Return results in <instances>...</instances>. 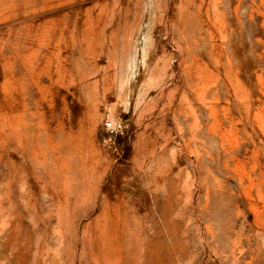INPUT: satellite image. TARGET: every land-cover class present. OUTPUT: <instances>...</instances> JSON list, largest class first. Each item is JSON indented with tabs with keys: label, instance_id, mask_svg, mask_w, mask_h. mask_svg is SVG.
Listing matches in <instances>:
<instances>
[{
	"label": "rangeland",
	"instance_id": "rangeland-1",
	"mask_svg": "<svg viewBox=\"0 0 264 264\" xmlns=\"http://www.w3.org/2000/svg\"><path fill=\"white\" fill-rule=\"evenodd\" d=\"M0 264H264V0H0Z\"/></svg>",
	"mask_w": 264,
	"mask_h": 264
},
{
	"label": "built area",
	"instance_id": "built-area-1",
	"mask_svg": "<svg viewBox=\"0 0 264 264\" xmlns=\"http://www.w3.org/2000/svg\"><path fill=\"white\" fill-rule=\"evenodd\" d=\"M107 129H108V131H110L111 133L114 132L113 129H112V124H111V123H108V124H107Z\"/></svg>",
	"mask_w": 264,
	"mask_h": 264
},
{
	"label": "bare ground",
	"instance_id": "bare-ground-1",
	"mask_svg": "<svg viewBox=\"0 0 264 264\" xmlns=\"http://www.w3.org/2000/svg\"><path fill=\"white\" fill-rule=\"evenodd\" d=\"M53 80H55V79H53Z\"/></svg>",
	"mask_w": 264,
	"mask_h": 264
}]
</instances>
